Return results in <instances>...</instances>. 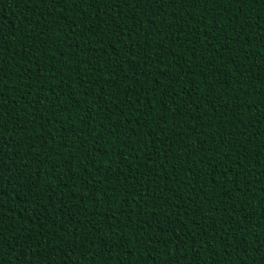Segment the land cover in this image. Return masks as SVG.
<instances>
[{
    "label": "trees",
    "instance_id": "16d2710c",
    "mask_svg": "<svg viewBox=\"0 0 264 264\" xmlns=\"http://www.w3.org/2000/svg\"><path fill=\"white\" fill-rule=\"evenodd\" d=\"M0 65V264H264V0H0Z\"/></svg>",
    "mask_w": 264,
    "mask_h": 264
},
{
    "label": "snow or ice",
    "instance_id": "6c2138e0",
    "mask_svg": "<svg viewBox=\"0 0 264 264\" xmlns=\"http://www.w3.org/2000/svg\"><path fill=\"white\" fill-rule=\"evenodd\" d=\"M17 2L19 4H24V3H27L28 0H17ZM77 2H79V0H72V3H77ZM93 2H94V0H93ZM137 2L139 3L140 0H137ZM145 2H151V0H145ZM206 2H207V0H206ZM212 2H219V0H212ZM236 2H240V0H236ZM41 3H51L53 5V8H60L61 4H68L69 0H41ZM49 15H51L53 17V20H54V23L56 24V26L58 28L61 27L60 21L63 19V17L62 16L56 17L54 12H50ZM74 34L75 33H73V35ZM29 51H31V49L25 50V56L28 55ZM165 54H167V53H165ZM123 66L126 67L127 65H123ZM37 67H39V65H37ZM133 67H135V65H133ZM6 70L7 69L5 66L0 65V72H6ZM115 71H116V69L113 68L112 69L113 78L115 77ZM30 78L31 77H29V79ZM109 83H111V82L109 81ZM209 87H211V85H209ZM165 98L167 99V94H165ZM85 102H87V101H85ZM102 102H103V99L101 97L96 101V106L99 107L102 104ZM52 107L56 108V105L54 104V105H52ZM58 111H59V109H57V112ZM3 116H4L3 100H2V97H0V130H5L7 128V125L3 120ZM33 123H35V121H33ZM38 126L42 127V125H38ZM40 142L47 143V141L44 140L42 136L37 137L36 143H40ZM62 143H64V146L67 147L66 142H62ZM9 146H10L9 143H6L5 140L3 139V137L0 136V182H2L4 180V172L5 171L9 172V169H10L11 172L12 171L18 172L19 177H25L26 174H25L24 169H27L29 167V161L27 159V157L29 155L28 153H26L24 157H20L19 155H16L15 159L12 163L13 167H11V168L6 167L7 165L5 164V160L8 159V157L5 156L4 149L9 147ZM189 147L195 148V144H191V145H189ZM42 162H44L43 154H41L37 158L32 159L30 161L31 164H36L37 166H39V164ZM31 175H32V173H28V176H31ZM35 175L39 176L40 173L36 172ZM53 178L55 179V177H53ZM139 187H143V185H139ZM10 188H11V190H13L16 193V199H17V197H20V199L17 201L25 209L32 208L33 205H35L37 208L40 207L41 197L37 194V190H36L37 189V183L28 182V183L18 184V183L13 182L12 186ZM97 190L99 191V189H97ZM45 198L51 200L50 195L45 194ZM98 203L99 202H97V206H98ZM207 203H211V200H209ZM44 211H47V208H45ZM35 219L38 222L39 216H37ZM57 223H59V221H57ZM71 223H74V221H71ZM88 223L90 224L91 220H88ZM42 227H46V225H42ZM160 230L161 229H158V228L152 229L153 232L160 231ZM78 236H79V234H78ZM17 237L20 238L19 236H17ZM83 239H87V235H85L83 237ZM176 239H179V236H177ZM82 242H83V240H81V243ZM148 242H150V237L146 238V240H145V243H148ZM156 242L159 243V241H156ZM27 243L30 247H35L39 251V248H40L39 244L33 245L31 236H29L27 238ZM181 243H184V241H181ZM77 250L78 249L73 248V255L75 254V251H77ZM245 252H247V250H245ZM22 264H24V262H22Z\"/></svg>",
    "mask_w": 264,
    "mask_h": 264
}]
</instances>
